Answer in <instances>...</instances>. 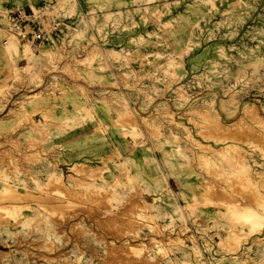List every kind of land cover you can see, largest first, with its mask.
Here are the masks:
<instances>
[{
	"label": "rangeland",
	"instance_id": "rangeland-1",
	"mask_svg": "<svg viewBox=\"0 0 264 264\" xmlns=\"http://www.w3.org/2000/svg\"><path fill=\"white\" fill-rule=\"evenodd\" d=\"M24 1L0 0V264H264V0ZM17 5L68 27L33 48ZM84 111L185 163L165 177L191 194L68 153Z\"/></svg>",
	"mask_w": 264,
	"mask_h": 264
},
{
	"label": "crops",
	"instance_id": "crops-1",
	"mask_svg": "<svg viewBox=\"0 0 264 264\" xmlns=\"http://www.w3.org/2000/svg\"><path fill=\"white\" fill-rule=\"evenodd\" d=\"M97 0H76L78 6L82 8V10H86L91 8L94 4L96 7L98 4H95ZM26 5H29V1H24ZM31 2V1H30ZM47 45L53 49L52 42L48 43ZM44 111H40L39 117H43L42 114ZM90 115V114H89ZM67 118V117H66ZM83 121L79 125H75L70 128L69 137L73 136L70 139L69 145L64 143V149L71 154V150L76 151V146L70 148L73 145H85L84 149L88 152L85 155L83 162L85 166L92 167L93 163H101L102 161H106L109 159L110 154L109 152L113 151L112 154L115 156L119 163L124 161H128L129 164L133 165L134 169L142 170V167L151 168L149 171L142 170L140 178L149 181L151 183H147L145 188L149 191L154 190L158 191L162 187H169L171 188L180 198L183 195L189 196L191 194V190L189 186L193 183V181L189 180L188 176L185 174H180L176 177L173 175L171 177H165V174L168 172L174 173V168L176 166H185V163H181L178 159L173 158L167 159L168 155H165L164 152L161 153L160 150L157 149V142H150V144L146 145V147L137 146L131 140L125 139L121 133H113L109 135V128L108 125L105 124V118L97 115V116H88V113L84 111L81 115L71 116L67 120H64V123H77ZM57 123V122H56ZM101 129H105L107 127L106 132L97 133V127ZM64 127H66L64 125ZM60 129H62L60 127ZM59 131L56 124L52 129V134ZM118 133V134H117ZM102 136H104V140H102ZM99 139L96 140V139ZM95 140L96 143L93 145V141ZM90 141V142H87ZM104 141V142H102ZM89 143V144H88ZM81 149V148H79ZM172 151V148L170 149ZM166 158V159H165ZM77 159V158H75ZM66 165L69 166H78V163H73L72 161L66 162ZM97 166V165H96ZM99 167V166H98ZM168 168V169H167ZM71 169V167H69ZM177 174V173H176ZM161 186L160 188L158 186Z\"/></svg>",
	"mask_w": 264,
	"mask_h": 264
},
{
	"label": "built area",
	"instance_id": "built-area-1",
	"mask_svg": "<svg viewBox=\"0 0 264 264\" xmlns=\"http://www.w3.org/2000/svg\"><path fill=\"white\" fill-rule=\"evenodd\" d=\"M54 12V8L48 5L40 8L17 5L8 11L7 21L15 34L35 48L60 37L63 27H68L66 17L51 16Z\"/></svg>",
	"mask_w": 264,
	"mask_h": 264
},
{
	"label": "bare ground",
	"instance_id": "bare-ground-1",
	"mask_svg": "<svg viewBox=\"0 0 264 264\" xmlns=\"http://www.w3.org/2000/svg\"><path fill=\"white\" fill-rule=\"evenodd\" d=\"M11 41V43L9 42V40H6L5 41V44H8L9 45V43H10V48H9V51H10V54H11V52H12V54L10 55V56H16V55H18L19 56V54L22 52V56L24 57V58H26V57H30V55H31V51L30 50H27V48L25 49V48H23V49H21L20 47H19V45H18V43L16 42V41H14V40H10ZM9 42V43H8ZM5 46V45H4ZM7 46V45H6ZM5 46V47H6ZM7 54V53H6ZM8 55V54H7ZM9 59V58H8ZM15 69H16V67H15ZM249 184V183H248ZM7 191V190H6ZM47 191V190H46ZM214 192V191H213ZM254 195V194H253ZM4 197V196H3ZM48 197V196H47ZM136 199V198H135ZM235 200V199H234ZM239 202V201H238ZM227 203V202H226ZM194 205V204H193ZM261 205V204H260ZM264 205V204H263ZM262 206V205H261ZM3 208V207H2ZM6 208V207H5ZM246 209V208H245ZM250 209V208H249ZM230 210V209H229ZM238 210H240V209H238ZM242 211V210H241ZM248 211H250V210H248ZM13 212V211H12ZM237 212V211H236ZM251 212V211H250ZM248 213V212H247ZM247 213H246V215H247ZM235 214V213H234ZM240 214V213H239ZM249 215V214H248ZM243 221V220H242ZM177 237V236H176ZM152 246V245H151Z\"/></svg>",
	"mask_w": 264,
	"mask_h": 264
}]
</instances>
